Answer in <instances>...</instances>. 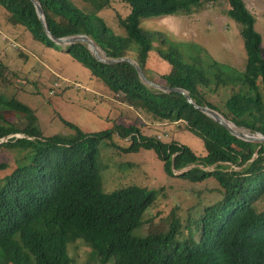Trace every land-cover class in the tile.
<instances>
[{"label": "trees", "instance_id": "trees-1", "mask_svg": "<svg viewBox=\"0 0 264 264\" xmlns=\"http://www.w3.org/2000/svg\"><path fill=\"white\" fill-rule=\"evenodd\" d=\"M85 1L89 5L79 7L73 0H40L54 36L87 34L108 57L135 59L157 82L147 74L155 50L170 64L160 75L162 84L184 88L198 104L217 109L238 127L264 134L263 39L244 0H227L228 14L242 25L247 54L243 71L209 57L193 43L195 53L186 56L169 36L141 25L143 19L192 13L213 0H121L130 7L127 16L119 17L124 34L116 33L98 13L110 0ZM0 5L11 24L24 26L33 39L57 45L32 0H0ZM67 48L118 100L152 121L184 122L185 129L203 140L207 153L199 156L187 144L145 135L135 123L89 133L61 118L75 133L45 135L29 105L0 93V141L10 136L0 142V150L25 151L13 162L0 163V264H73L68 245L80 238L97 253L99 264L112 259L114 264H264V142L235 136L182 93L147 85L129 61H99L84 42ZM220 86L232 90L223 107L209 101L205 91ZM5 110L22 114L23 120H8ZM113 134L129 138L121 152L154 151L170 176L195 182L215 178L222 198L204 207L195 205V218L191 212L178 216L173 208L162 217L169 220L166 230L133 234L153 220L144 214L157 191L138 184L112 191L104 187L100 146ZM173 164L176 170L190 169L175 174Z\"/></svg>", "mask_w": 264, "mask_h": 264}, {"label": "rangeland", "instance_id": "rangeland-1", "mask_svg": "<svg viewBox=\"0 0 264 264\" xmlns=\"http://www.w3.org/2000/svg\"><path fill=\"white\" fill-rule=\"evenodd\" d=\"M73 1L79 7L89 5L85 0ZM244 2L256 18L255 27L262 34L264 47V0ZM229 8L227 0H213L196 7L192 13L143 19L141 25L148 32H162L169 36L173 45L179 44L186 56L195 53L190 49V43H193L202 46L209 57L243 71L247 54L241 35L242 25L228 14ZM98 13L116 33L124 34L118 22L120 16L130 13L126 3L110 0V6ZM8 15L0 5V93L29 105L45 135L61 133L70 137L75 133L61 118L89 133L110 129L117 124L135 123L145 135H156L165 142L187 144L199 156L207 153L203 140L185 129L184 122L147 119L142 112L118 100L103 81L68 53L67 46L47 45L33 39L24 26L11 24ZM147 66V74L163 83L160 75L170 69L169 62L153 50ZM205 91L209 101L219 107L224 106L232 92L229 86L214 90L206 88ZM3 112L7 113L5 115L10 121L16 118L23 120L20 113L12 110ZM16 136L23 134L17 133ZM128 145L129 138L123 140L113 134L101 142L100 148L105 167L103 182L108 191L132 184L157 191L156 201L144 214L153 220L137 227L133 234L145 236L166 230L169 220L162 217L170 214L173 208L178 216L184 218L191 212L195 218V205L204 207L222 198L221 186L215 178L195 182L177 175L170 176L154 151L121 152L119 148ZM24 153L21 149L0 150V163L13 162ZM68 252L73 264H99L97 253L81 238L69 243ZM108 264H114L113 259Z\"/></svg>", "mask_w": 264, "mask_h": 264}, {"label": "water", "instance_id": "water-1", "mask_svg": "<svg viewBox=\"0 0 264 264\" xmlns=\"http://www.w3.org/2000/svg\"><path fill=\"white\" fill-rule=\"evenodd\" d=\"M32 1L36 7L37 14H38L39 19L41 20V22L43 24L45 32L47 33V35H49V37L57 45L69 46V45H72L76 42H84V43H87L88 48L92 51L93 55L99 61L106 62V63H116V62H120V61H129L130 63H132L136 67V69L140 75L141 80L144 83H146L147 85L152 86V87L157 88V89H160L164 92H173L174 91V92L182 93L186 97L187 101L190 102L191 104H193L194 107L200 109L202 112L209 115L215 121H217L218 123L225 126L235 136H237L241 139L249 140V141H253V142H264V134H262L260 132L245 133L244 130L240 129V127H238L234 122H232L231 120L226 118L217 109H214L208 105L198 104L188 90L181 88V87H171L169 85H165L162 83L152 81L151 79H149L146 76L145 72L143 71V69L141 68V66L139 65V63L135 59L128 57V56H122V57H117V58L108 57L106 55L105 51L102 49V47L93 38H91L89 35H87V34H76V35H70V36H65V37L54 36L49 29L45 10H44L43 5L41 4L40 0H32ZM231 124H233L236 129L234 127H232ZM8 137L9 136H7L5 139L7 140ZM18 137H20V136H18ZM173 169H174L175 174H182L185 171H187L188 169H190V167H186V168H183L180 170H176V168L173 164ZM175 171H178V172H175Z\"/></svg>", "mask_w": 264, "mask_h": 264}, {"label": "bare ground", "instance_id": "bare-ground-1", "mask_svg": "<svg viewBox=\"0 0 264 264\" xmlns=\"http://www.w3.org/2000/svg\"><path fill=\"white\" fill-rule=\"evenodd\" d=\"M232 125V127H234L235 128V126L233 125V124H231ZM236 129V128H235ZM245 133H248L247 131H244Z\"/></svg>", "mask_w": 264, "mask_h": 264}, {"label": "clouds", "instance_id": "clouds-1", "mask_svg": "<svg viewBox=\"0 0 264 264\" xmlns=\"http://www.w3.org/2000/svg\"><path fill=\"white\" fill-rule=\"evenodd\" d=\"M158 83H159V82H158ZM244 129H246V128H244ZM15 135H16V134H15ZM9 137H10V136H9ZM9 137H8V138H9ZM17 137H18V136H17ZM20 137H21V136H20ZM8 138H7V139H8ZM3 139H4V138H3ZM3 141H6V140H3ZM3 141H2V142H3Z\"/></svg>", "mask_w": 264, "mask_h": 264}]
</instances>
